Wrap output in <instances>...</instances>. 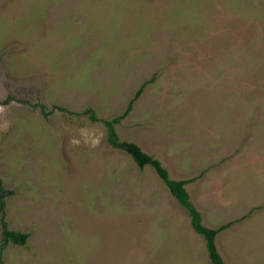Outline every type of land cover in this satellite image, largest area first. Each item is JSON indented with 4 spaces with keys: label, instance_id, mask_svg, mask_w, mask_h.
I'll use <instances>...</instances> for the list:
<instances>
[{
    "label": "rangeland",
    "instance_id": "374dc122",
    "mask_svg": "<svg viewBox=\"0 0 264 264\" xmlns=\"http://www.w3.org/2000/svg\"><path fill=\"white\" fill-rule=\"evenodd\" d=\"M160 161L226 264H264V0H0L3 264H211ZM7 101V102H6ZM68 112L47 118L23 104ZM5 102V103H4Z\"/></svg>",
    "mask_w": 264,
    "mask_h": 264
},
{
    "label": "trees",
    "instance_id": "16d2710c",
    "mask_svg": "<svg viewBox=\"0 0 264 264\" xmlns=\"http://www.w3.org/2000/svg\"><path fill=\"white\" fill-rule=\"evenodd\" d=\"M148 83H144L134 94L133 98L129 101L125 111L111 119V120H99L95 116V112L88 108L81 112L82 115L88 116L92 122H101L106 127V143L108 146L115 150H121L125 152L142 170L145 167H151L163 184L166 186L170 195L176 200L179 206L186 212L190 219V224L193 231L201 236L205 242V249L208 259L211 264H226L220 255L217 245L216 237L221 232L230 228L233 224L241 221L243 218L223 224L218 228H210L203 224L202 217L197 208L193 205L189 193L186 190V186L196 180V178L188 180H173L170 179L167 170L162 166L159 160L145 153L137 144L133 142L121 141L117 132L116 126L120 125L133 109L134 103L142 95L145 87ZM7 102V101H6ZM5 103V102H4ZM23 104L31 106L33 109H37L39 114L47 118L55 112L70 113L65 108L54 105L51 109L47 110L43 105H31L24 101ZM14 195V192L5 188L2 179L0 178V264H3V256L6 249L11 245L25 246L29 238L28 233L17 232L11 230L6 216L7 200Z\"/></svg>",
    "mask_w": 264,
    "mask_h": 264
}]
</instances>
